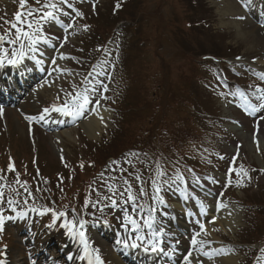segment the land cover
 I'll return each instance as SVG.
<instances>
[{"label":"rangeland","instance_id":"374dc122","mask_svg":"<svg viewBox=\"0 0 264 264\" xmlns=\"http://www.w3.org/2000/svg\"><path fill=\"white\" fill-rule=\"evenodd\" d=\"M194 1L197 7L190 0H70L81 13L76 21L68 4L58 0L48 5L46 0H25L23 6L20 0H0V37L7 48L12 40H17L14 48L28 45V38L17 39V32L34 36L46 19L51 24L48 12L70 30L60 55L67 77L42 90L20 111L35 119L56 101L69 99L74 106L80 102L75 88L92 69L93 59H103L102 65L111 68L95 65L98 76L85 91L92 101L99 98L103 84L109 88L102 92L106 125L96 138H88L79 126L60 133L56 141L40 124L24 122L18 109L0 113V217L7 223L0 232V248L7 249L0 255L7 254L10 263H28L29 250L19 241L21 225H16L15 211H53L55 216L64 212L70 227L79 218L116 222L113 228L123 234L121 239L145 243L150 238L137 241L136 236L151 231L155 200L171 199L179 183L181 189H189L187 204L201 197L199 187H190L196 174L220 185L219 203L236 215L225 231L222 221L212 224L226 255L236 264L264 260V134L258 135L255 125L264 123V114L245 116L236 107L238 100L233 104L225 97L222 84V72L238 75V57L259 62L263 51L249 47L235 26L220 19L216 0ZM177 35L185 38L190 50L181 47L185 42ZM214 54L231 59L230 65L218 67L209 56ZM241 76L239 85L249 88L245 96L250 99L254 85L261 84ZM239 85L230 82L229 90ZM235 93L244 95L241 90ZM203 201L210 207L215 203L213 198ZM49 219L45 215L41 221L51 228L54 219ZM93 236L91 232V241Z\"/></svg>","mask_w":264,"mask_h":264},{"label":"bare ground","instance_id":"6f19581e","mask_svg":"<svg viewBox=\"0 0 264 264\" xmlns=\"http://www.w3.org/2000/svg\"><path fill=\"white\" fill-rule=\"evenodd\" d=\"M215 4H216V7L218 8L220 19L228 24H232L233 26H235L238 30V35L241 37V39L244 40L249 45V47L254 48L255 51H263L261 53H262V56H264V0H239V2H235V0H216ZM260 25H262V27H260ZM38 60L43 61V63H38L43 69L46 70V68H50L49 65L46 64V62L48 61L45 58H40ZM59 60L60 58L55 60L56 61L55 64L52 63L53 74L51 76H53L56 79H59L62 77V75H65V73L62 74V72L58 68V65L59 66L61 65L59 63ZM259 64L261 67L264 68V59L260 60ZM32 69L35 70V68H31V67L23 68V70L20 69L18 71L19 78H21L22 81L25 82L26 80L23 78L27 76V73L33 72ZM41 78L43 79V77ZM40 79H38L36 83L34 82L32 86L33 85L35 86L38 83H40ZM48 80L46 81L44 80L43 82L38 84L39 86L36 87L37 88L36 91L40 92V90L45 89L44 86L49 83ZM10 81L12 84L14 83V80L10 79ZM50 86L51 85H48V87ZM105 116H106L105 111L101 110L100 108L94 109L89 115H84L85 118L81 122V127L82 129H84V132L87 137L93 139L98 136L100 131L103 130V128L106 125ZM256 133L258 135L264 134V123L257 124ZM63 134L65 135L66 133L64 132ZM171 205H172V208H174L175 210L176 209L180 210L176 205L174 204H171ZM201 209L204 211L203 213L205 214L209 213V209L207 208L206 204H201ZM231 209L232 208H230V210ZM230 210L229 212H227V214L223 215L224 216L223 218L221 217L223 221L222 223L224 224L223 227H225L223 231H225L227 227H230L233 223L232 222L233 219L236 218V215L231 213ZM162 219L163 218H160L158 220L160 224L159 229H165V225ZM182 223H185V222H182ZM215 228L216 227H214V225H210V226L207 225L204 228V232L201 233L200 236H204L209 241H215L214 244L218 245ZM107 244L108 243H106V240H104L102 237L98 235H95V247L98 248V250H101L105 255H107L108 259L110 260L112 264H122L118 260V258L114 255V253L110 251ZM212 249H214V246H212ZM175 253H178V250ZM196 261L197 260H195V262ZM213 263L214 262L212 261L202 260V264H213ZM217 264H236V261L232 259L231 257L225 256L224 258L218 259Z\"/></svg>","mask_w":264,"mask_h":264},{"label":"snow or ice","instance_id":"6c2138e0","mask_svg":"<svg viewBox=\"0 0 264 264\" xmlns=\"http://www.w3.org/2000/svg\"><path fill=\"white\" fill-rule=\"evenodd\" d=\"M20 3H21V6H23L25 4V0H20ZM62 3H67L68 7L70 9L72 8V4H71L70 0H62ZM53 7H55V5H53ZM52 15H53V13H51V12L47 13L48 17H52ZM75 15L76 16H80L81 13L80 12H76ZM16 19L20 20L21 19V14L18 13L17 16H16ZM37 23H39V22L37 21ZM28 27H32V23L31 22H29ZM38 31H39V29H37V32ZM21 35L28 38V40L30 41L29 50L32 51V52H35L36 48L34 46L37 43V40L40 39V37L38 35L37 36L29 35L28 32H23V33L17 32V39H19V37ZM2 40H3V37H0V41H2ZM16 42H17V40L10 41V43H13V44H15ZM23 47H24V45L21 44V49H23ZM44 54H45L44 52H41V56H43ZM12 55H13L14 58L9 60L8 63L11 64L14 67L20 66L23 63V58L25 56L24 51L23 50L20 51V53H19V57L20 58L19 59L15 58V56H16L15 52H13ZM61 58H64V57H61ZM33 59H35V57H33ZM36 63H43V61L42 60H36ZM51 63L55 64L56 61L55 60H51ZM3 66H4V61L2 59H0V67H3ZM88 103H89V99H88L87 96H85L83 98V103H77V104L74 105L73 108H71L69 110L55 108V107H54V110L63 111L65 115H80L83 112V110L85 109V106ZM260 107L264 108V104L260 105ZM48 111H49L48 108L44 109L45 113L48 112ZM40 119H44V116H41ZM133 155H135V154H133ZM11 169H12V165L10 164L9 165V170H11ZM9 203H11V202H9ZM111 203L114 205L116 203V201L112 200ZM216 206L218 207L219 205H216ZM61 215H63V214L61 213ZM125 219L127 220L129 218L125 217ZM3 221H4V218L0 217V227H2ZM79 223H80V226L83 227L84 221L81 220ZM132 223H133V226L135 228L136 227L135 221H132ZM149 227H151V224H149ZM199 228L201 230H203L205 228V225L203 223H201V224H199ZM68 230H69V233L72 234V227H69ZM78 234H79V236L81 238V243L84 244L85 251H87L88 243L84 239V236H85L84 232L81 231ZM163 234H164L163 233V229H160L159 231H153V233H152L153 239L149 241V245L145 246L143 248V250L145 252L151 251L152 253H156V252H162L163 253V252H165V249L161 246V242L157 240V237L162 236ZM197 235H199V232L197 233ZM143 239H144V237L136 236V240L137 241H141ZM177 243H179V241H177ZM198 243H203V242L202 241H198L197 238H196V235H193L191 237V244L193 246H196ZM123 245L125 247H129L128 241L124 240L123 241ZM130 247L138 248V247H140V245L137 244V243H133V244L130 245ZM167 254L170 255L171 253L169 252ZM189 257H192V253H188V255L184 257L185 264H195V258L193 257L192 259H189ZM96 260H97V264H103V261L101 260L99 255L96 256ZM0 264H3V262H0Z\"/></svg>","mask_w":264,"mask_h":264},{"label":"trees","instance_id":"16d2710c","mask_svg":"<svg viewBox=\"0 0 264 264\" xmlns=\"http://www.w3.org/2000/svg\"><path fill=\"white\" fill-rule=\"evenodd\" d=\"M127 2L129 3V2H130V0H127Z\"/></svg>","mask_w":264,"mask_h":264}]
</instances>
